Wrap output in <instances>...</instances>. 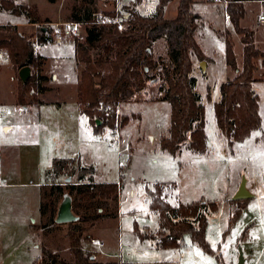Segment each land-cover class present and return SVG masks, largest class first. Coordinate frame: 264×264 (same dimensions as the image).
Listing matches in <instances>:
<instances>
[{
	"label": "rangeland",
	"instance_id": "374dc122",
	"mask_svg": "<svg viewBox=\"0 0 264 264\" xmlns=\"http://www.w3.org/2000/svg\"><path fill=\"white\" fill-rule=\"evenodd\" d=\"M11 1L28 7L35 5L40 22L31 29L19 25L22 20L0 12V24H18L17 30L32 38L33 44L39 37L38 29L42 28L52 41L43 45L37 42L36 53L44 56L41 74L47 78L42 84L48 89L37 96L38 106L16 104L19 70L11 71L9 62L0 61V90L6 100L0 106V264H32L43 256L42 249L59 254L66 263H73L67 226L49 223V218L55 217L49 204L53 202L58 206L61 198L56 194L47 196L48 184L39 187L46 178L49 179L46 172L50 170L53 158H67L83 167L92 166L94 183L121 180V192L99 209L102 216L82 223L85 231L81 246L84 253L94 255L97 262L236 264L239 247L243 264H264V69L258 66L252 76L255 79L252 89L258 97L260 127L243 142L228 149L215 129L211 103L218 98V84L232 77L233 72L224 64L222 43L207 21L200 18L195 38L210 61L202 62L203 70H200L199 62H193V76L197 82L192 89L203 107L207 156L190 153L184 142L177 154L170 157L158 149L159 139L167 135L169 116V107L162 101L164 72L171 70L164 40L159 39L151 46L154 68L141 75L139 85L128 101L118 106L114 127L108 128L101 121L92 124L79 112L76 85L80 68L75 67L72 59L73 37L57 41L51 35L53 26L67 23L68 16L75 10L91 11L95 18H102L136 1L138 11L151 15L156 0H93L92 4L81 0H57L54 4L46 0ZM177 1L167 4L165 18L174 17ZM207 1L194 0L195 11L199 14L209 12ZM243 8L245 14L240 26L254 31L255 47L263 50L264 22L255 23L258 14L264 16L263 9L257 2H247ZM223 26L230 28L228 22L223 21ZM84 33L82 25V37ZM228 39L239 68L241 45L236 40L239 37L231 34ZM207 89L210 103L204 99ZM27 98L29 101L32 97L28 95ZM124 118L126 122L120 126ZM3 125L7 127L5 130ZM96 126L102 127L99 134L95 133ZM241 176L253 197L243 200L246 203L239 218L228 235L221 238L234 209L229 198ZM67 180L71 184L76 182L75 176ZM57 182L63 183L65 179ZM155 183H159L171 205L199 200L216 205V211L210 208L203 211L207 219L205 239L213 256L191 245L187 236L183 237L180 249L154 248L157 222L155 214L147 208L146 190H151ZM75 197H71L72 210L77 216L88 218L97 214L96 208H89ZM41 200L47 206L43 216L39 210ZM134 226L137 235L133 233Z\"/></svg>",
	"mask_w": 264,
	"mask_h": 264
},
{
	"label": "trees",
	"instance_id": "16d2710c",
	"mask_svg": "<svg viewBox=\"0 0 264 264\" xmlns=\"http://www.w3.org/2000/svg\"><path fill=\"white\" fill-rule=\"evenodd\" d=\"M50 4L57 0H46ZM92 4L93 0H81ZM174 0H156L151 15H144L137 9V2L122 6L117 12L107 13L102 18H95L93 12L75 10L68 16L67 22L81 24L85 28V36L79 39L72 36L73 62L80 68L77 75L76 98L79 112L86 116L92 124L101 121L104 126L113 128L116 121V110L121 103L127 102L146 71L155 66L150 48L154 42L163 39L166 45L167 61L170 72H164L165 90L162 101L169 107L167 135L158 141V149L170 157H174L182 143L192 154L207 156V139L204 128L203 107L192 86L197 82L193 76V62L207 63L195 38L197 22L200 18L207 21L215 36L222 43L223 60L232 77L225 78L217 86V100L211 103L214 126L224 139L225 147L243 142L260 127L258 97L252 89L255 79L252 77L257 67L264 69V49L259 50L253 42L251 30L241 28L239 21L243 18L244 4L259 2L264 12V0H208L204 14L195 11L194 0H178L174 17H164L168 3ZM207 9V8H206ZM0 12H6L12 18L22 20L23 24L40 22L35 5L25 6L11 0H0ZM228 16L230 28L223 26V17ZM102 19H110L102 23ZM124 25L118 30L116 23ZM37 42L43 45L52 41L46 37V30L38 29ZM239 37L241 45V62L236 67L229 36ZM58 41V40H57ZM0 54L6 56L16 70L29 67L30 78L21 83L18 79L16 104L27 107L28 104L40 105L37 96L45 94L48 89L43 86L47 80L41 74L44 56L33 51L32 38L17 30L11 23L0 24ZM200 68V67H199ZM201 70V68H200ZM264 82V80H263ZM209 89V88H208ZM206 90V102L211 101ZM28 95L31 99L28 101ZM126 119H121L120 126ZM102 127L96 126L99 134ZM95 170L92 166L83 167L67 158H53L51 168L46 172L44 184H48V195H57L61 201L65 195L85 202L89 208H96L97 214L92 217L78 216L75 223L65 224L68 228L67 238L73 255L72 264H115L113 262H97L94 255L84 253L81 246L85 228L82 223L94 220L102 215L98 212L112 196L121 192V180L117 183H94ZM75 176L76 182L71 184L67 179ZM61 178L65 182L58 183ZM86 179V183H84ZM46 187V186H43ZM148 210L155 214L157 227L153 235L155 249H180L184 236L191 245L202 253L213 256V250L205 239L206 216L203 211L210 208L216 211V205L210 201H193L186 204L171 205L163 195L159 183L151 190H146ZM43 198V194H41ZM72 201V199H71ZM234 209L230 214L221 238H225L239 218L246 201H231ZM46 205L40 201V215H45ZM49 207L56 213L57 205L51 202ZM54 223V216L49 218ZM133 233L138 234L134 226ZM240 235V241L242 240ZM140 237V236H139ZM138 237V238H139ZM141 238V237H140ZM142 240V239H140ZM43 256L36 258L32 264H69L59 254L42 249ZM46 256V258H45Z\"/></svg>",
	"mask_w": 264,
	"mask_h": 264
},
{
	"label": "water",
	"instance_id": "95a60500",
	"mask_svg": "<svg viewBox=\"0 0 264 264\" xmlns=\"http://www.w3.org/2000/svg\"><path fill=\"white\" fill-rule=\"evenodd\" d=\"M200 68L201 70H203L202 62L200 63ZM30 76L31 74H30L29 67H24L20 69L18 72V79L21 81V83H25L30 78ZM251 197H253V195L250 194L245 187V178L241 176L236 190L233 192V194L231 195L229 199L231 201H240V200H247ZM78 220H79V217L72 210L71 198L65 195L62 201L57 206L55 217H54V223L56 225H65L69 223H75ZM236 264H243L241 250L239 247L237 248Z\"/></svg>",
	"mask_w": 264,
	"mask_h": 264
},
{
	"label": "built area",
	"instance_id": "2783aa9c",
	"mask_svg": "<svg viewBox=\"0 0 264 264\" xmlns=\"http://www.w3.org/2000/svg\"><path fill=\"white\" fill-rule=\"evenodd\" d=\"M213 2H217V0H212ZM263 16H259L257 19V22L261 23L263 22ZM102 23H109L110 19H102L101 20ZM223 21L224 23L228 22V16L224 15L223 17ZM116 28L118 30H122L124 29V25L121 23H116ZM53 30H52V37H54L56 40L60 41L63 38H68V37H72V36H79L80 40L83 39L85 33L83 34V37L81 36L82 33V25L81 24H77V23H72V22H65L63 24H56L55 26H53ZM81 32V33H80ZM38 49V44L37 42H34L33 44V51L34 53H36ZM0 57H3V54H0Z\"/></svg>",
	"mask_w": 264,
	"mask_h": 264
},
{
	"label": "crops",
	"instance_id": "0c3cea01",
	"mask_svg": "<svg viewBox=\"0 0 264 264\" xmlns=\"http://www.w3.org/2000/svg\"><path fill=\"white\" fill-rule=\"evenodd\" d=\"M258 4H259V7H260V9L262 10V6H261V4L259 3V2H257ZM176 7V6H175ZM259 16H263L262 15V13H260V14H258V16L256 17V19H255V23L256 24H261V23H263L264 22V19H263V22H261V23H259V22H257V19H258V17ZM263 18H264V16H263ZM241 21V20H240ZM240 21H239V26H240ZM18 24H16V26H17ZM19 25H23V26H26V27H28V28H31V29H33V28H35L36 27V24H23V23H21V24H19ZM18 25V26H19ZM241 27V26H240ZM241 28H244V27H241ZM246 29H249V28H246ZM250 30V29H249ZM252 31V30H251ZM252 33H253V42H254V31H252ZM237 40V42H238V39H236ZM254 45H255V43H254ZM2 60H5V61H7V62H9L8 60H7V58H6V56L5 55H3V57H0V61H2ZM236 62V61H235ZM0 66H2L1 64H0ZM237 66V65H236ZM8 69H10L11 71H13L14 70V68H13V66L10 64V66H8ZM0 76H1V68H0ZM13 93H15V91L13 90ZM15 95V94H14ZM3 101H6L5 100V97H4V95L2 94V92H1V90H0V106H1V103L3 102ZM10 127V130L11 129H13V126H9ZM5 128H7V127H5L4 125H3V129L5 130ZM42 186H45V184L43 183L42 185H40L39 187H42Z\"/></svg>",
	"mask_w": 264,
	"mask_h": 264
}]
</instances>
